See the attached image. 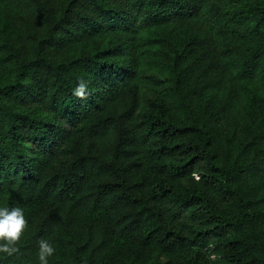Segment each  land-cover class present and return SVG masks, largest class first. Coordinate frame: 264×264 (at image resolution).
Instances as JSON below:
<instances>
[{
  "label": "trees",
  "instance_id": "obj_1",
  "mask_svg": "<svg viewBox=\"0 0 264 264\" xmlns=\"http://www.w3.org/2000/svg\"><path fill=\"white\" fill-rule=\"evenodd\" d=\"M0 206V264H264V0H0Z\"/></svg>",
  "mask_w": 264,
  "mask_h": 264
},
{
  "label": "clouds",
  "instance_id": "obj_2",
  "mask_svg": "<svg viewBox=\"0 0 264 264\" xmlns=\"http://www.w3.org/2000/svg\"><path fill=\"white\" fill-rule=\"evenodd\" d=\"M89 94V81L79 79L72 90V95L83 101ZM26 228L27 221L23 208L0 206V253L10 257L18 252L16 244L21 240ZM55 251L56 249L49 240L40 239L37 255L39 264H49V258L54 255ZM209 259L215 260V254H211Z\"/></svg>",
  "mask_w": 264,
  "mask_h": 264
}]
</instances>
